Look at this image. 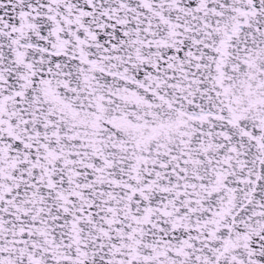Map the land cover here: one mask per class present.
Wrapping results in <instances>:
<instances>
[{
    "label": "snow or ice",
    "instance_id": "snow-or-ice-1",
    "mask_svg": "<svg viewBox=\"0 0 264 264\" xmlns=\"http://www.w3.org/2000/svg\"><path fill=\"white\" fill-rule=\"evenodd\" d=\"M0 264H264V0H0Z\"/></svg>",
    "mask_w": 264,
    "mask_h": 264
}]
</instances>
